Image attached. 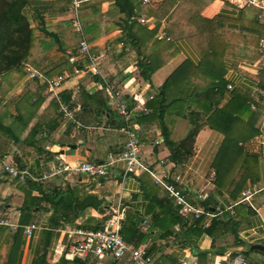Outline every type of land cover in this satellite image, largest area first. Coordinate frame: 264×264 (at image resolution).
Returning <instances> with one entry per match:
<instances>
[{"label": "crops", "instance_id": "1", "mask_svg": "<svg viewBox=\"0 0 264 264\" xmlns=\"http://www.w3.org/2000/svg\"><path fill=\"white\" fill-rule=\"evenodd\" d=\"M162 2L143 0L150 5L151 12L136 16L135 26L140 31L143 28L142 33L156 29L153 39H163L160 36L166 34L167 17H159L158 11ZM202 2L203 16L213 18L222 14L229 18L227 24L236 30H252L249 25L256 13L259 22L264 24L259 18V9L247 5L246 0ZM244 8L246 17L241 18ZM24 11L35 29L65 35L68 39L64 45L69 56L74 54L73 50L78 53L80 43L67 0H30ZM125 15L116 6V0H92L82 6L80 18L91 50L103 56L99 63L102 75L116 84L121 100L133 106L140 102L148 105L180 64L190 61L197 66L202 56L188 38L176 39L175 50L166 51L161 57L165 63L145 79L139 70L142 57L123 25ZM142 18L147 20L142 22ZM261 34L263 37L264 29ZM48 39L45 36L42 41ZM153 44L148 47L152 54ZM35 53L37 65L23 63L51 74L49 76L60 73L66 56L58 45L48 52L36 50ZM263 61L264 55L255 60L225 58L229 84L258 112V135L239 142L242 153L230 158L232 165L222 183L217 181L214 163L219 159L224 133L206 126L196 136L193 156L172 158L167 140L179 142L192 127L187 109L177 111L175 107L165 111H134L129 123L139 130L144 167L127 172L126 162L117 160L103 176L69 172L53 175L61 162L101 163L110 154H119L124 149L128 134L123 128L127 121L117 111V98L108 90L101 75L82 73L76 78L79 86L69 81L61 90V96L70 94L74 117H65L62 113L58 116L56 109H50L57 99L48 96L45 85L27 81L25 70L14 77L10 75L12 71L0 74V102H12L11 112L16 113L18 103L41 101L29 128L3 157L17 168L27 169L29 174L21 179L0 169V219L10 223L0 225V264H142L134 262L130 256L117 260L111 254L99 258L91 253L76 252L77 238L70 236L69 231L98 226L101 229L115 209L122 215L121 225L127 217L139 221L138 228L147 237L140 245L132 246L146 247L156 264H228L231 251L243 256L244 264H264V249L255 247L264 246V102L252 80ZM64 72L71 71L64 69ZM194 90V85L183 86L178 98L188 97ZM231 98V93L227 92L220 107ZM245 115L247 131V122H252L253 116L252 113ZM42 117H46L43 127L53 128L52 131H41L34 140L27 139L30 130L43 121ZM54 119L58 122L55 128L51 127ZM157 178L178 185L189 203L205 212L199 218L193 216L192 220L183 216ZM38 186L52 194L53 199L45 200ZM247 189L252 194L244 200ZM165 197L173 201L187 226L174 225L169 205L163 206L160 202ZM230 206L232 209H228ZM31 225H34L33 233L29 236L25 230ZM169 230L175 233L167 235Z\"/></svg>", "mask_w": 264, "mask_h": 264}, {"label": "trees", "instance_id": "2", "mask_svg": "<svg viewBox=\"0 0 264 264\" xmlns=\"http://www.w3.org/2000/svg\"><path fill=\"white\" fill-rule=\"evenodd\" d=\"M29 1L0 0V74L21 69L23 62L35 63L36 50L48 52L55 45H58L59 51L66 56V61L61 65L59 74L63 73L64 69L72 72L75 65L83 67L84 64L79 60L75 62V65L71 62L67 46L64 45L68 39L65 35L48 30L42 33L40 29L31 26L24 11ZM202 3V0H163L158 11L159 17H167L166 36L163 39H153L156 29L142 33L143 28L140 31L135 26L138 13H150V5L143 3V0H116V6L120 12L126 14L123 25L125 29H128V35L142 57L139 70L145 79H149L151 73L165 63L161 57L166 51L175 50L174 41L176 39L188 38L201 54L202 61L197 66L190 61L180 64L162 84L158 95L146 106L153 111L156 109L165 111L169 107H175L177 111L187 109L192 123L188 135L179 142L167 140L174 160H179L178 157L182 155L193 156L196 136L204 127L209 126L225 134V140L217 156L219 159L214 163L217 168V181L222 183L224 182L223 176L232 165L230 158L242 153L238 146L239 142L258 135L256 127L258 112L251 109L248 99L236 87L228 88L225 58L226 56L238 59L249 58L250 60L261 58L264 51L260 49L259 41L262 38L261 30L264 29V24L259 22L258 13H256L249 25L252 30H236L227 24L229 18L222 14H217L213 18L203 16ZM246 11L245 8L241 10V18L246 17ZM238 21L240 20L236 19V22ZM139 33L142 35L139 36ZM43 34L49 37L44 42L42 41L45 37ZM77 38L80 43L81 36L78 35ZM151 42H154L153 54L152 50L148 49ZM73 53L75 55L74 50ZM252 80L256 83L257 91L264 102V61L259 73L252 75ZM188 85H194L195 90L192 94L188 97L178 98V93L182 92L183 86ZM227 92L231 93L232 98L227 104L220 107ZM62 97L73 106L70 94ZM53 101L50 109L53 111L56 109L58 116H62L58 112L59 102ZM40 103L41 101L31 103L28 100L25 104L18 103L16 113H13L11 112V108L14 107L12 102H4V100L0 102V166L3 157L12 149L13 142L20 140L25 130L29 128ZM246 113H252L253 116L252 122H247V131ZM41 119L43 121H39L30 130L27 139L34 140L41 131L47 133L52 131L53 128L48 130L43 127L46 117ZM55 119L52 126L49 124L54 128L58 123ZM38 187L43 192L45 200L53 199L52 194H47L41 186ZM160 202L163 206L168 207L169 205V213H172L174 225L180 223L182 226H187L171 199L165 197ZM138 224L139 221H132L127 217L122 225L121 233L124 239L134 246L143 243L147 237L141 233ZM99 228L100 226L94 229ZM169 233H175V231L166 232L167 235Z\"/></svg>", "mask_w": 264, "mask_h": 264}, {"label": "built area", "instance_id": "3", "mask_svg": "<svg viewBox=\"0 0 264 264\" xmlns=\"http://www.w3.org/2000/svg\"><path fill=\"white\" fill-rule=\"evenodd\" d=\"M92 0H67L68 11L71 14L72 25L76 33L81 36V41L78 47V53L70 56L71 62L77 60L83 61V67H75L74 71L63 72L59 75L49 76L40 69L32 66L28 63H23L22 67L26 72L27 81H35L39 85L46 86V92L50 98L57 99L59 102V112L65 117L73 118L75 108L65 101L61 96L62 87L69 81H74V85H78L76 78L82 73L98 74L103 77V80L112 93L117 98V111L125 118L127 125L123 128L128 134V141L124 149L119 154H110L108 159L101 163L92 162H76L70 163L67 161L61 162L52 172L53 175L60 173H86L91 176H103L107 174L108 169L116 163L117 160H124L127 164V172L135 171L138 167H144L141 161V142L139 139V130L137 127L131 125L129 122L133 117L134 111H147L148 108L144 102H140L136 105H131L128 101L121 100L120 91L117 89L116 84L109 82L100 70L99 63L102 59V54H96L91 50V45L87 40L84 33L83 24L81 21V8L84 4ZM148 2L149 0H144ZM247 5L255 6L259 9V18L264 21V0H246ZM147 19L142 18L141 21L145 22ZM163 34L160 37H165ZM260 48L264 51V36L260 40ZM228 88H233L232 84L228 85ZM253 108L256 106L253 104ZM5 157V156H4ZM2 165L5 171L9 172L12 176L24 179L29 174L27 169H20L10 164L5 158L2 160ZM157 182L163 184L167 189L170 197L174 200L175 204L179 207V212L189 217L191 220L199 218L205 211L200 208H196L187 200L186 194L175 183L165 182L160 178H157ZM251 190L247 189L244 192V200H248L251 197ZM228 209H232L230 206ZM219 211H222L218 208ZM208 215L212 212L206 211ZM122 215L119 209H115L111 217L106 221L101 229H85L75 228L69 231L70 236L77 238V245L75 247L76 252L80 254L91 253L96 257H103L106 254H111L115 259L119 260L130 256L134 262H140L142 264H156L152 255L148 249L144 246L134 247L130 245L123 237L122 231ZM10 223L6 219H0V225H9ZM34 225L26 228V232L29 236L33 233ZM230 256V262L228 264H244L245 259L241 255H234L233 252H228Z\"/></svg>", "mask_w": 264, "mask_h": 264}, {"label": "rangeland", "instance_id": "4", "mask_svg": "<svg viewBox=\"0 0 264 264\" xmlns=\"http://www.w3.org/2000/svg\"><path fill=\"white\" fill-rule=\"evenodd\" d=\"M21 68H22V69H16V70H13V71L10 73L11 77L17 76V75H19V73L22 74L23 71H24V68H23L22 66H21ZM1 90H2V87H1ZM1 168H2L1 171H3L4 168H3V165H2V164H1V166H0V169H1Z\"/></svg>", "mask_w": 264, "mask_h": 264}, {"label": "water", "instance_id": "5", "mask_svg": "<svg viewBox=\"0 0 264 264\" xmlns=\"http://www.w3.org/2000/svg\"><path fill=\"white\" fill-rule=\"evenodd\" d=\"M72 54H70L71 56ZM256 248H259V249H264V246H261V245H255Z\"/></svg>", "mask_w": 264, "mask_h": 264}]
</instances>
